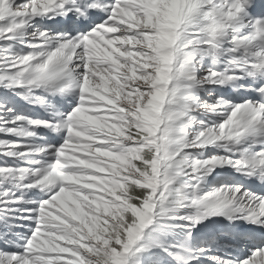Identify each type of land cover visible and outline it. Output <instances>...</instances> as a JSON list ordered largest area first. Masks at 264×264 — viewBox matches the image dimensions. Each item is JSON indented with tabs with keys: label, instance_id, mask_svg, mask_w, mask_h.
I'll use <instances>...</instances> for the list:
<instances>
[{
	"label": "snow or ice",
	"instance_id": "6c2138e0",
	"mask_svg": "<svg viewBox=\"0 0 264 264\" xmlns=\"http://www.w3.org/2000/svg\"><path fill=\"white\" fill-rule=\"evenodd\" d=\"M0 264H264V0H0Z\"/></svg>",
	"mask_w": 264,
	"mask_h": 264
}]
</instances>
